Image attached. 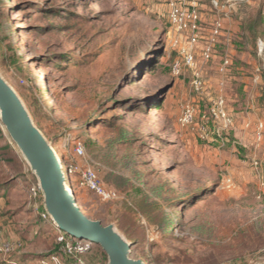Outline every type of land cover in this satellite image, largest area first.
<instances>
[{
  "label": "rangeland",
  "instance_id": "rangeland-1",
  "mask_svg": "<svg viewBox=\"0 0 264 264\" xmlns=\"http://www.w3.org/2000/svg\"><path fill=\"white\" fill-rule=\"evenodd\" d=\"M199 1L208 32L211 0ZM218 1L230 13L213 59L200 61L206 33L195 48L205 83L198 97L190 70L171 76L176 54L164 0H0V75L53 148L82 213L112 225L131 243V257L146 264H258L264 256V200L254 194L247 159L239 162L240 132L212 121L198 132L199 115L218 92L231 114L240 112L235 100L253 98L264 123V0ZM225 55L230 66L221 76ZM187 103L197 116L182 128ZM252 128L247 146L264 148V129L256 144ZM86 169L117 198L81 188ZM36 183L0 125V191L15 207L11 232L27 234L11 240L14 255L27 260L57 250L50 221L36 212ZM37 225L44 230L30 233ZM92 254L90 264H107L98 246Z\"/></svg>",
  "mask_w": 264,
  "mask_h": 264
},
{
  "label": "built area",
  "instance_id": "built-area-1",
  "mask_svg": "<svg viewBox=\"0 0 264 264\" xmlns=\"http://www.w3.org/2000/svg\"><path fill=\"white\" fill-rule=\"evenodd\" d=\"M167 8V18L172 36L169 39L170 48L176 54L171 63L170 73L173 78H179L184 75L185 70H190V88L198 97L204 96L205 83L200 69L197 67L195 58V48L199 45V41L206 33L204 43L200 50V61L206 64L214 57L215 46L225 35V19L230 13V6L218 0H211L210 6L213 13V20L208 32L202 27L199 0H164ZM261 46V45H260ZM230 66L228 55H225L218 66L217 72L221 76H225ZM209 109L199 115L201 125L198 132L201 136L206 134V124L209 121L222 123L223 128H229L232 119L226 112L225 103L221 96L208 101ZM197 116L195 107L191 103H187L182 107L181 113L177 119L178 125L182 128L189 127L195 121ZM263 124L258 123L255 126L254 134L256 144L262 140ZM77 156L83 155V148L80 144L76 149ZM258 168V162L253 164ZM65 175V174H64ZM66 185V175L64 176ZM227 189H231L233 182L227 178L224 182ZM67 186V185H66ZM79 186L84 188L103 201H112L117 198V194L105 189L97 175L89 169L82 172ZM33 197L38 198L40 190L37 183L31 188ZM41 197V195H40ZM43 220H49L48 216L43 212L41 214ZM57 232L56 244L57 250L46 257H39L25 261H10V264H90L88 256L91 253L93 244L86 240H78L55 228ZM18 245L12 241L6 240L0 230V257L11 258L16 251ZM258 264H264V256L260 257Z\"/></svg>",
  "mask_w": 264,
  "mask_h": 264
},
{
  "label": "water",
  "instance_id": "water-1",
  "mask_svg": "<svg viewBox=\"0 0 264 264\" xmlns=\"http://www.w3.org/2000/svg\"><path fill=\"white\" fill-rule=\"evenodd\" d=\"M0 125L17 145L36 178L42 207L51 224L78 240L96 245L107 264H146L134 259L128 242L112 225L86 217L75 199L67 196L64 173L53 148L34 125L15 90L0 75Z\"/></svg>",
  "mask_w": 264,
  "mask_h": 264
},
{
  "label": "crops",
  "instance_id": "crops-1",
  "mask_svg": "<svg viewBox=\"0 0 264 264\" xmlns=\"http://www.w3.org/2000/svg\"><path fill=\"white\" fill-rule=\"evenodd\" d=\"M219 93V94H218ZM217 93V96H215L213 99L217 98L218 96H222L220 94V92ZM209 101V100H208ZM227 101V99H226ZM235 102L239 103L238 107L240 109V112L238 113H232V109H230L231 107H228L227 109V114L229 115V117L232 119L233 121V125L230 126V129L233 128V132L235 133L240 132V139H243L242 142V147L243 148H239V153L242 156V162H246L244 161V159H247V162L249 163L248 165H250L249 167V175L251 176L252 173L256 174V186H255V192L254 194H257L258 192V197L262 198V200H264V148L260 147V148H255L254 146H247L249 144V138L252 137L249 133L250 130V125H252L254 128L258 123L263 124V129H264V123L259 119V114H258V110L254 109V107L258 106V102L255 101L253 98H245L243 100H235ZM225 107L227 106L225 100ZM234 110V109H233ZM250 110V111H249ZM254 128H252V132H254ZM259 145H256V147ZM231 152H233V150H230ZM234 154V152L232 153ZM244 157V159H243ZM232 161H234L233 163H236L235 160L232 159ZM258 162V168H256L253 164L254 162ZM241 163V162H240ZM235 164H233L232 166H234ZM232 168V167H231ZM254 178H249V180L253 181ZM260 184H259V181ZM234 186V184H233ZM245 190L249 191V188L247 186H245ZM234 190V187L233 189ZM9 200L7 199L6 196H4V193L0 191V230L3 234V237L6 240H17V241H22V239L27 236L26 232H22L20 235L11 232V219L9 218L10 216L13 215V210H14V206H11L10 203L8 202ZM41 207H42V202H41ZM37 214H41L44 212V209L42 207V211L38 210L37 207ZM45 222H48L45 221ZM49 229L51 230V234H53L55 237L57 235V232L55 230V227L51 224H49ZM43 231L44 228H41V226H35L33 228H31L30 233L33 231V233L37 234L39 231ZM27 231V230H26ZM23 236V237H22ZM96 254H92L91 256H88V261L90 258V262L91 259L93 258V256ZM25 261L27 260V257L23 256L20 257L18 255H14L11 258L7 259V258H2L0 257V264H10V261Z\"/></svg>",
  "mask_w": 264,
  "mask_h": 264
},
{
  "label": "bare ground",
  "instance_id": "bare-ground-1",
  "mask_svg": "<svg viewBox=\"0 0 264 264\" xmlns=\"http://www.w3.org/2000/svg\"><path fill=\"white\" fill-rule=\"evenodd\" d=\"M54 153H55V152H54ZM54 156H55V159H56L57 163L60 165L59 160H58L56 154H55ZM66 191H67V196H68V197H72L73 193H72V189H71L70 186H69L68 189H67V186H66Z\"/></svg>",
  "mask_w": 264,
  "mask_h": 264
},
{
  "label": "trees",
  "instance_id": "trees-1",
  "mask_svg": "<svg viewBox=\"0 0 264 264\" xmlns=\"http://www.w3.org/2000/svg\"><path fill=\"white\" fill-rule=\"evenodd\" d=\"M67 187L69 188V186L67 185ZM73 193V192H72ZM40 198V195H38V200ZM38 210L42 211V207H41V203L39 202V206H38ZM51 254V253H50ZM49 255V254H48ZM46 255V256H48ZM46 256H43V257H46Z\"/></svg>",
  "mask_w": 264,
  "mask_h": 264
}]
</instances>
